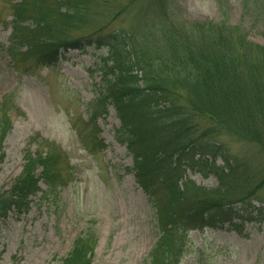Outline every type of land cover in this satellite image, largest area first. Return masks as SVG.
<instances>
[{
    "label": "trees",
    "instance_id": "1",
    "mask_svg": "<svg viewBox=\"0 0 264 264\" xmlns=\"http://www.w3.org/2000/svg\"><path fill=\"white\" fill-rule=\"evenodd\" d=\"M38 1L33 11L35 0L27 9L26 3L22 11L14 10L15 18L25 16L12 20L11 44L21 42L24 52L32 50L36 63L46 67L55 65L62 49L94 46L102 51L99 70L110 78V104L122 130L118 141L132 155L135 179L155 209L159 236L144 264H178L190 230L232 228L244 213L264 212V199L252 203L261 181L238 170L241 162L226 156L223 142L227 135L264 149V45L247 38L244 24L226 18L186 20L165 0H155L149 20L143 11L128 25L84 31L99 16L98 9L116 18L133 0ZM241 1L242 15L259 20L264 0ZM26 16L36 21L34 33L21 25ZM1 109L0 162L1 142L11 123ZM45 147L27 152L18 177L0 192V214L26 211L30 196L41 190L39 180L45 189L54 184L52 152ZM220 156L223 162L217 164ZM206 165L218 179L211 188L186 174L187 169H208ZM96 244L97 234L85 228L59 264H92Z\"/></svg>",
    "mask_w": 264,
    "mask_h": 264
},
{
    "label": "rangeland",
    "instance_id": "2",
    "mask_svg": "<svg viewBox=\"0 0 264 264\" xmlns=\"http://www.w3.org/2000/svg\"><path fill=\"white\" fill-rule=\"evenodd\" d=\"M30 1L0 0V112L1 108L7 110L11 119L1 142L0 192L18 177L27 152L33 154L45 146L51 149V171L55 166L57 178L46 189L39 180L45 190L30 196L26 211L9 209L0 214V264H59L85 228L97 234L92 264H144L159 236L155 209L135 179L132 155L126 144L118 141L122 130L110 104V78L104 79L99 70L102 51L94 46L69 47L60 51L53 66L36 63L32 50L24 52L21 42L11 44L12 20L25 16L15 18L13 12L22 11L26 3L27 9ZM154 1L133 0L116 18L98 9L99 16L82 30L118 28L143 11L149 20V6ZM33 3L31 11L41 4L38 0ZM164 3L190 21L226 18L231 24L241 22L247 38L264 45V11L254 21L253 15H242L241 0ZM27 17L21 25L34 33L36 21ZM223 142L226 156L241 162L238 170L249 173L253 182L261 181L252 199L255 205L261 204L264 149L227 135ZM222 159L218 157L217 164ZM207 167L203 171L187 169L186 174L197 185L214 187L217 176ZM39 173L37 168L36 175ZM236 206L242 208V204ZM263 213H244L234 219L237 225L232 228L225 224L190 230L187 249L178 264H264Z\"/></svg>",
    "mask_w": 264,
    "mask_h": 264
}]
</instances>
